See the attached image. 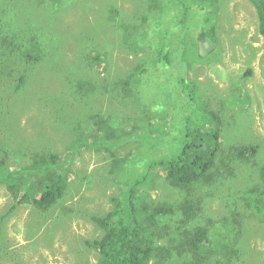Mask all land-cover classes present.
I'll return each instance as SVG.
<instances>
[{"label": "rangeland", "instance_id": "1", "mask_svg": "<svg viewBox=\"0 0 264 264\" xmlns=\"http://www.w3.org/2000/svg\"><path fill=\"white\" fill-rule=\"evenodd\" d=\"M16 3L0 0L1 31L5 33L9 22L30 35H39L49 52L43 64L26 68L28 92L9 101L12 115L2 120L0 114V158L8 139L12 142L10 169L29 162L33 152L69 151L70 174L64 196L45 211L33 204L14 206L6 183L0 181V264H96L98 253L85 240L101 235L92 218L111 208V197L119 188L111 172V155L104 148H78L79 137L86 138L95 125L90 122L75 140L72 126L76 121L71 124L70 119H77L69 115L100 111L120 117L121 127L130 130L138 119L154 112L162 124L155 148L170 150L181 145L185 116L198 115L183 92L193 85L204 105L218 115L220 157L229 145L258 146L251 160L233 159L231 172L224 171L213 185L204 187L203 200L205 212L214 219L232 209L241 214V255L234 264H264V215L252 213L243 200L246 190L261 182L260 166L264 163V36L253 2L217 0L218 10L212 13L203 3L191 4L188 15L179 0H63L48 8L38 0ZM35 5L44 10L38 18ZM207 26L214 27L213 32L207 31L201 39ZM126 30H132V36L147 30L144 43L152 42L153 49L145 53L129 49L124 42ZM211 36H216V42ZM154 38L163 39L170 62L150 65L156 55ZM93 51L106 53L105 71L97 63L92 69L85 61L81 65L83 80L95 83L97 92L89 102L79 100L72 105L71 83L58 81L65 68L55 70L49 59L58 57L62 63H71ZM148 60V70L138 71V84L132 95L124 98L119 82ZM182 78L187 83L181 85ZM17 95L13 94V100ZM63 97L69 115L62 118L57 107ZM193 115L190 126L195 127ZM135 144L126 142L119 152L125 155ZM160 174L154 180L152 196L182 200L186 192L171 186Z\"/></svg>", "mask_w": 264, "mask_h": 264}, {"label": "trees", "instance_id": "2", "mask_svg": "<svg viewBox=\"0 0 264 264\" xmlns=\"http://www.w3.org/2000/svg\"><path fill=\"white\" fill-rule=\"evenodd\" d=\"M62 1L38 0V4L48 8L50 4ZM179 1L185 9L184 15H188L191 4L197 6L203 3V6H199L209 7L211 13L218 10L217 0ZM251 1L258 12L259 30L264 36V0ZM21 3L23 0H17L16 4ZM35 6L34 12L38 18L44 10ZM6 26L5 33L0 29L2 120L12 115L10 110L14 112L9 101H17L25 92L27 95L29 87L26 85V68L38 63L43 64L49 52L39 35H30L9 22ZM213 28L205 27L207 30L202 31L199 37L204 38L207 31L213 32ZM131 34L132 30H126L124 35V42L129 49L143 53L153 49L152 42L144 43L148 36L147 30L138 31L135 36ZM154 40L157 43L156 55L150 65L158 66L170 62V54L164 50L163 39L161 38L160 42L155 38ZM211 40L216 42V36H211ZM53 48L58 49L59 45ZM105 55L104 51H93L82 59H76L79 64L75 60L62 63L58 57L49 59L55 70L60 66L65 68L59 72L58 81L71 83L72 105L79 100L89 102L91 96L97 92L95 83L83 80L85 72L82 74V62L89 64L91 69L93 63H97L104 72ZM198 55L203 57L199 53ZM148 63L149 60L145 61L141 67L138 66L127 78L119 82L124 91V98L132 95L139 81L138 71L145 73ZM250 72L248 70V73ZM180 83L182 85L187 82L182 78ZM64 85L66 87L65 83ZM183 92L195 106L198 115H193L192 112L185 116L180 134L182 138L179 141L181 145L170 150L155 148L158 143L156 135L160 137L162 134V124L161 117L154 112L146 113L143 120L138 119L130 130H124L120 117L100 111L89 113L87 110L78 115L74 112L69 115L64 108L65 97L58 105L59 116L63 118L69 115L77 119H70L71 124L76 121L72 126L73 133L77 135L75 140L90 122L95 125L86 138L79 137L78 148L91 145L98 149L104 148L111 155V172L119 188L118 193L111 197V208L105 214L92 218L101 229V235L92 240H85L86 245L98 253L96 264H234L241 255V214L232 209L228 215L214 219L205 212L203 189L213 185L223 176L224 171L231 172L232 168L229 166L233 159L251 160L256 156L258 146L229 145L220 157L221 130L217 113L204 105L195 85L189 90L183 89ZM13 94H18L14 100ZM63 94L65 96L64 88ZM89 109L91 111L93 108L89 106ZM60 111L63 114H60ZM192 115L197 121L195 127L190 126ZM85 117L86 120L83 121ZM155 118L157 121H154ZM130 141H136L135 146L122 155L120 148ZM11 145L12 142L8 139L5 143L6 149L2 150L4 156L0 158V181L6 183L14 206L33 204L44 211L51 208L68 189L70 152H33L29 162L10 169L8 152ZM160 172L171 186L186 192L182 200L172 202L157 200L152 196L151 192L155 190L154 180L161 175ZM260 173L261 182L247 189L243 200L252 213L264 215V163L260 166ZM198 219L200 222H197ZM174 235L176 237H173Z\"/></svg>", "mask_w": 264, "mask_h": 264}]
</instances>
